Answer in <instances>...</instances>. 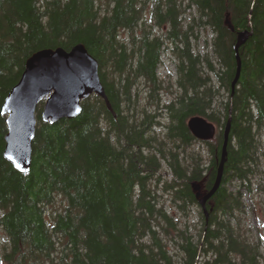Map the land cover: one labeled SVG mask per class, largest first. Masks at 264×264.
Wrapping results in <instances>:
<instances>
[{
    "label": "trees",
    "instance_id": "1",
    "mask_svg": "<svg viewBox=\"0 0 264 264\" xmlns=\"http://www.w3.org/2000/svg\"><path fill=\"white\" fill-rule=\"evenodd\" d=\"M244 30L252 34L239 47L232 90L234 45ZM77 43L96 58L115 115L94 94L76 118L55 123L42 121L38 105L31 166L19 172L2 156V102L33 52ZM169 44L178 92L160 106L158 69ZM137 81L167 123L155 119L160 111L138 115ZM194 115L216 125L214 139L191 134ZM228 119L222 179L206 218L194 186L202 193L213 186ZM196 142L207 158L190 149ZM263 158L264 0H0V226L8 264H264L242 223ZM164 164L170 180L161 177ZM58 201L63 206L53 208Z\"/></svg>",
    "mask_w": 264,
    "mask_h": 264
},
{
    "label": "water",
    "instance_id": "2",
    "mask_svg": "<svg viewBox=\"0 0 264 264\" xmlns=\"http://www.w3.org/2000/svg\"><path fill=\"white\" fill-rule=\"evenodd\" d=\"M251 34L252 31L248 30L237 34L234 45L237 69L232 90L240 70L239 47ZM93 94L102 98L107 109L115 115L99 77L98 62L83 43H77L68 50L56 47L33 52L25 60L19 80L10 88L1 105V114L5 116L7 127L3 158L15 170L28 172L32 162V142L39 103L43 101L40 113L42 121L55 123L76 118L81 113L82 101ZM187 127L201 141H210L217 134L215 124L201 115L191 116L187 120ZM229 131L228 119L223 129L221 156L213 186L206 193L201 192L199 184L194 186L195 196L206 218V203L221 183Z\"/></svg>",
    "mask_w": 264,
    "mask_h": 264
},
{
    "label": "rangeland",
    "instance_id": "3",
    "mask_svg": "<svg viewBox=\"0 0 264 264\" xmlns=\"http://www.w3.org/2000/svg\"><path fill=\"white\" fill-rule=\"evenodd\" d=\"M146 7H149L146 4ZM189 13V11H188ZM186 14L185 16V23L187 20L190 18V14ZM144 18L151 24H153V19L151 16L150 10H146V13L144 15ZM159 31V29H157ZM212 32L207 30L205 33L206 39L211 38ZM205 43H202L204 45ZM170 47H172V44H169V46L166 47L165 53L163 54V62L161 66L158 69V73L160 78L163 80V85L165 88V92L162 91L160 93L161 101L159 102L160 106H162L165 102L168 100H171L176 93V80H177V71H176V56L175 54L171 51ZM135 91H138L139 94V106H138V115H141V112L143 111V108H146L147 112H153L156 113L158 110H156V106H149L147 104V94H148V88L143 84V82H136L135 83ZM224 98L226 95H223ZM41 103V104H40ZM39 105H43V101H41ZM160 111V112H159ZM159 114H156V120L160 121V123H167V118L165 115V112H162V110H159ZM164 130V126H159L157 128V133H161ZM201 141V140H200ZM190 149L195 150L200 152L203 155V158H207V149L206 145L203 142H196L193 143L190 147ZM208 159H206V162ZM262 163H264V158L262 159ZM264 168V164H263ZM161 177L162 179L167 178L171 179L172 175L167 169L166 164L163 165L161 169ZM262 180H261V186H258L257 184L254 186V190L252 192L251 199H248L246 201L247 203V214L242 216V223L244 224L245 228L249 229L248 230V236L254 240L255 242L257 241L258 244L260 245L261 252L264 256V174H262ZM160 200L164 201V204L173 210L172 212H175L179 215L180 218L183 220L185 219L182 214L179 212L177 207L173 205L169 201V196L166 192L162 191L160 189ZM57 200H60L58 197ZM63 206V202L58 201L55 203L53 208H59ZM196 209L199 210V206L191 207V215L189 216L190 221H197L198 220V214L196 212ZM3 214V211L0 209V216ZM8 246V237L0 227V253L2 254L5 252L6 247Z\"/></svg>",
    "mask_w": 264,
    "mask_h": 264
},
{
    "label": "flooded vegetation",
    "instance_id": "4",
    "mask_svg": "<svg viewBox=\"0 0 264 264\" xmlns=\"http://www.w3.org/2000/svg\"><path fill=\"white\" fill-rule=\"evenodd\" d=\"M0 264H8L7 261L4 259V252L2 254L0 253Z\"/></svg>",
    "mask_w": 264,
    "mask_h": 264
}]
</instances>
